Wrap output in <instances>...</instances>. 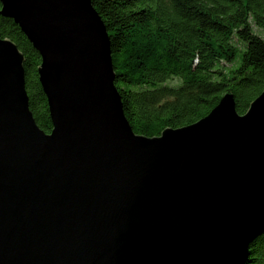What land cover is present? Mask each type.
Here are the masks:
<instances>
[{
    "label": "water",
    "instance_id": "obj_1",
    "mask_svg": "<svg viewBox=\"0 0 264 264\" xmlns=\"http://www.w3.org/2000/svg\"><path fill=\"white\" fill-rule=\"evenodd\" d=\"M41 55L0 36V264H245L264 233V90L158 136L134 131L92 0H0Z\"/></svg>",
    "mask_w": 264,
    "mask_h": 264
},
{
    "label": "trees",
    "instance_id": "obj_2",
    "mask_svg": "<svg viewBox=\"0 0 264 264\" xmlns=\"http://www.w3.org/2000/svg\"><path fill=\"white\" fill-rule=\"evenodd\" d=\"M92 2L110 36L115 84L136 133L153 137L194 123L226 93H234L244 114L264 90V35L254 28L264 33V0ZM0 36L24 53L30 108L38 125L51 132L39 51L2 14ZM245 264H264V233L251 243Z\"/></svg>",
    "mask_w": 264,
    "mask_h": 264
},
{
    "label": "rangeland",
    "instance_id": "obj_3",
    "mask_svg": "<svg viewBox=\"0 0 264 264\" xmlns=\"http://www.w3.org/2000/svg\"><path fill=\"white\" fill-rule=\"evenodd\" d=\"M254 28H255V30H256L258 33L264 35V33L259 29V27H257L256 25H254Z\"/></svg>",
    "mask_w": 264,
    "mask_h": 264
}]
</instances>
